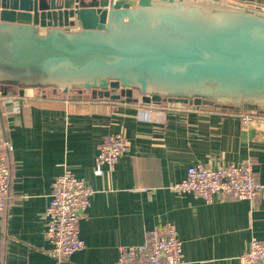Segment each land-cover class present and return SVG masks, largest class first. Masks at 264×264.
<instances>
[{
    "label": "crops",
    "instance_id": "crops-1",
    "mask_svg": "<svg viewBox=\"0 0 264 264\" xmlns=\"http://www.w3.org/2000/svg\"><path fill=\"white\" fill-rule=\"evenodd\" d=\"M264 10V0H194ZM43 33V32H40ZM2 92V91H0ZM162 102L99 99L91 92L9 88L0 96V135L9 147V192L0 217V264H116L119 247L174 226L184 264H238L256 238L264 243V192L254 203H210L170 187L188 167L216 168L250 159L264 187V114ZM127 147L110 170L95 159L110 135ZM92 189L78 224L84 248L54 260L45 238L51 185L63 170Z\"/></svg>",
    "mask_w": 264,
    "mask_h": 264
},
{
    "label": "water",
    "instance_id": "water-1",
    "mask_svg": "<svg viewBox=\"0 0 264 264\" xmlns=\"http://www.w3.org/2000/svg\"><path fill=\"white\" fill-rule=\"evenodd\" d=\"M9 88L20 97L38 88L264 114V10L194 0H0V96Z\"/></svg>",
    "mask_w": 264,
    "mask_h": 264
},
{
    "label": "built area",
    "instance_id": "built-area-1",
    "mask_svg": "<svg viewBox=\"0 0 264 264\" xmlns=\"http://www.w3.org/2000/svg\"><path fill=\"white\" fill-rule=\"evenodd\" d=\"M240 115L249 120L246 114ZM126 147L127 141L122 135H110L99 146L95 161L112 170ZM9 151L8 143L0 135V217L14 199L8 188ZM170 189L178 195L188 194L205 203H210L214 197L254 203L264 192V187L254 177L250 159L239 164H222L214 169L201 164L192 165L184 179ZM92 194V189L82 179L66 169L53 181L45 211V238L51 245L49 254L54 260L61 261L84 248L78 224L85 217ZM116 264H184L182 243L176 237L174 226L167 224L161 231H148L140 245L119 247ZM238 264H264V243L252 238L248 250L238 258Z\"/></svg>",
    "mask_w": 264,
    "mask_h": 264
},
{
    "label": "rangeland",
    "instance_id": "rangeland-1",
    "mask_svg": "<svg viewBox=\"0 0 264 264\" xmlns=\"http://www.w3.org/2000/svg\"><path fill=\"white\" fill-rule=\"evenodd\" d=\"M26 81H27V80H26ZM26 81H25V82H21V84H22V85H24V84H28V82H26Z\"/></svg>",
    "mask_w": 264,
    "mask_h": 264
}]
</instances>
